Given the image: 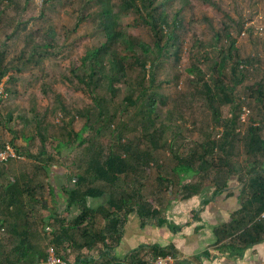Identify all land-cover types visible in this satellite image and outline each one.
<instances>
[{
    "label": "trees",
    "instance_id": "trees-1",
    "mask_svg": "<svg viewBox=\"0 0 264 264\" xmlns=\"http://www.w3.org/2000/svg\"><path fill=\"white\" fill-rule=\"evenodd\" d=\"M26 1L30 3L32 0ZM55 1L59 0H43L42 4L45 8L52 7ZM89 1L86 0V3ZM95 1L99 12L96 14L98 20L96 33L92 38L95 40L94 45L87 44L85 53L71 63L63 76L75 89L89 96L94 106L73 115L64 104L61 103L60 106L61 112L69 117V120L65 123L63 139L56 145V149L59 151L70 146L84 148L85 156L81 159L83 162V166L80 167L81 173L72 177L74 187L61 189L67 196V208L64 213L56 216L57 225L52 227L50 240L58 256L67 262V257L63 255L62 250H58V245L62 246L60 248H63L64 252L68 248L67 244L72 249L91 250L100 243L108 250H112L120 239L117 226L123 213L137 211L146 218L160 216L164 200L157 199L158 201L154 202L145 196L146 181L131 182L132 192L123 191L120 200H114L112 197L118 189L119 182L122 183V187L128 177L140 176V173L153 166V162L158 163L157 155L161 150L169 151L176 161L169 177L160 176L163 181L170 182L168 188L175 184L176 178L180 183L191 181L195 176L202 173L207 176L210 170H213L217 173L214 184L222 189L233 175H238L244 170L242 180L245 187L241 196L243 206L234 222L225 227L224 238L229 239V244L236 243V246L242 249L264 240V220L261 218L264 213V118H252L243 139L239 138L237 133L238 126L243 122L244 106V98L239 97L238 88L261 69L264 58L259 53L242 57L237 47V39L227 26L216 31L214 39L209 43L199 39L193 42L189 53L191 54L194 49L197 52H193L191 58L199 62L203 59L208 67L203 69L191 63L190 67L186 68L192 86L190 93L192 102L196 100L203 102L215 123L213 130L221 121L224 107L230 108V115L225 120V128L218 139L213 137L212 130L202 131L203 136L195 141L194 147L185 148L181 143L183 125L182 127L179 125L181 120H185L182 108L177 106L164 114V111H160L159 103L162 98L164 99V83L171 82L169 79H161L160 70L164 67L166 58L171 55H174L176 62L181 58L183 43L180 30L183 27L182 16L190 5L189 0H121L118 12L113 6V0ZM201 1L214 9H219L213 0ZM164 7L175 9L173 19ZM130 14H135L137 20L151 30L153 35L151 42L137 38L127 29L121 28V20ZM92 17L94 15L79 17L73 31L68 32V36L77 33ZM247 32L253 35L251 30L246 32L240 30V33ZM55 35L56 32H50L39 45L31 44L28 53L25 54L29 57L23 59L29 64L39 65L48 55H57L55 51L49 49L60 47ZM262 47L264 49V43ZM209 48L214 53L209 52ZM4 49L0 48V84L11 71V67L6 64ZM203 50L205 54L200 56ZM9 80L13 81L14 77H9ZM258 81L246 86L245 93L260 107H264V78ZM5 88L7 93H11L8 87ZM56 96L60 99L62 95L57 92ZM77 116L84 119V124L78 131L74 127ZM41 128L43 129L40 125ZM40 138L41 152L46 153V137L40 133ZM239 143L244 144L249 157V162L243 165L236 164L233 158ZM106 144L108 152L105 151ZM52 160L53 158L49 156L44 167L48 168ZM20 181L21 179L16 178L13 182L7 183L0 196V210L4 212L0 215V228L9 226L11 236L7 241L0 239V264H39L47 258V247L31 243L33 237L37 238V234H33L35 228L29 221V216L26 221L21 218L18 206V204L24 206L25 195H29L32 201L41 206H44L43 199L35 197L34 189L25 190ZM27 183L25 181V184ZM201 186L200 182L185 183L184 196L199 193ZM55 191L56 189L51 188L52 194ZM107 193L110 195L109 202L100 209L90 208L89 198L101 197ZM73 210L77 213L71 218ZM9 212L13 214V220L8 219ZM97 213L103 215L106 222L104 227H94L93 220ZM109 233H113L111 236L113 239L107 243ZM26 251L28 254H25ZM165 255L167 253L164 250L155 248L154 258ZM90 258L81 256L76 262L114 264V258L111 259L107 253L101 262ZM132 260L140 264H151L140 254L132 256Z\"/></svg>",
    "mask_w": 264,
    "mask_h": 264
},
{
    "label": "rangeland",
    "instance_id": "rangeland-1",
    "mask_svg": "<svg viewBox=\"0 0 264 264\" xmlns=\"http://www.w3.org/2000/svg\"><path fill=\"white\" fill-rule=\"evenodd\" d=\"M213 1L219 6V9H214L201 0H189L190 5L182 16L183 27L180 30L183 43L181 58L176 62L174 55H171L166 58L164 67L160 70L162 80H171L170 83H164V99L160 100V111H164L165 114L167 111L173 110L174 107L182 108L185 120H181L179 125L181 127L183 125L184 138L182 137L181 143L185 148L194 147L195 141L202 138V131L212 130L213 137L218 139L225 128L224 122L230 115V108L224 107L221 121L216 124L213 130L215 123L203 102L200 100L192 102L193 98L190 96L192 86L186 68L190 67L191 63H195L203 69L208 67L203 59L199 62L191 58L193 52H197L194 49L191 54L189 53L193 42L199 39L204 43H209L214 39L216 31L227 26L237 39V47L240 49L242 57L259 53L264 58V49H262L264 43V0ZM42 3L43 0H32L30 3H27L26 0H14V2L0 0V46L5 48L6 64L11 67L9 75L0 84V97L2 98H0V196L3 194L4 186L16 178L21 179V186L25 190H35V197L43 199L44 206L32 201L29 195H25L24 206L18 204L19 212L25 221L29 216V221L37 230L39 227L41 229L42 226L44 228L46 226L44 242H47L46 247H49L52 244L50 243L52 236L48 234L47 227L57 225L56 216L64 213L67 206V196L61 189L74 187L72 177L81 173L80 167L83 166L81 159L85 156L84 148L70 146L63 147L59 151L56 149V145L63 139L65 123L69 120V117L64 116V113L61 112L60 106L61 103L64 104L72 112V115L78 111L92 109L94 106L89 96L75 89L67 80H64L63 76L69 70L71 63H74L85 53L86 45H94L95 40L92 38L96 33L98 23L96 14L99 9L95 0H90L88 3L86 0H59L53 3L54 6H46V8ZM120 3L121 0H113V6L117 12ZM164 9L167 8L164 7ZM167 13L173 19L176 12L174 8H169ZM88 15H94V17L86 21L77 33L68 36V32L73 31L77 19ZM120 25L121 28L127 29L131 35L137 38L150 42L153 39L151 30L139 22L135 14L124 16ZM240 30L244 32L251 30L253 35L248 32L240 33ZM50 32L57 34L55 38L60 47L49 48L57 55H48L39 65L26 62L23 57H29L25 54L28 53L31 44L39 45L45 37L50 35ZM209 52L214 53L210 48ZM202 54H205L204 50L200 52V56ZM17 68L21 70L18 71ZM11 76L14 77L13 81L9 80ZM262 78H264V59L261 69L238 88L239 97L244 98L242 116L248 112L245 120L238 126L237 133L241 139L245 137L252 118H264V107H260L253 98L245 93L246 86L253 85ZM5 87H8L11 93H7ZM55 92L62 95L60 99ZM83 124L84 119L77 116L74 122L75 130H80ZM40 125L44 130L40 129ZM40 133L47 140L46 153L41 152ZM107 145H104L106 152H108ZM6 150H8L7 153H4ZM245 150L243 143L237 145L233 157L236 164L243 165L249 162ZM1 153H4V156H1ZM170 155L169 151L161 150V153L157 155L158 163L153 162V166L148 170L146 167L147 171L140 173V176L128 177L123 187L119 182L118 189L112 199L120 200L119 197L123 191L131 193L130 184L136 180L146 181V197L154 202L164 200V204L170 197L186 193L183 189L185 183L200 182L201 187L210 183L214 184L217 173L210 170L209 175L206 176L202 173V175L192 178L191 181L179 183L176 178L175 184L168 188V182L160 179V176H170L171 168L176 163ZM49 156L53 160L50 161L48 168H45ZM244 173L245 171L241 170L238 174L241 179ZM25 181L28 183L25 184ZM51 188L56 189L54 194H52ZM170 189H172V194L169 193ZM108 195L109 193L103 197L89 198V203L92 205L103 203ZM12 212L15 214V211L12 210ZM3 213L0 210V215ZM76 213L77 211L73 210L72 217ZM13 214L9 212V220L14 219ZM93 224L95 228L103 226L100 215L97 216ZM10 237L9 226L0 228L1 240L7 241Z\"/></svg>",
    "mask_w": 264,
    "mask_h": 264
},
{
    "label": "crops",
    "instance_id": "crops-1",
    "mask_svg": "<svg viewBox=\"0 0 264 264\" xmlns=\"http://www.w3.org/2000/svg\"><path fill=\"white\" fill-rule=\"evenodd\" d=\"M244 187L240 176L233 175L222 189L210 183L203 186L197 194L184 196L185 194L179 193L170 197L161 206L158 217L146 218L137 211L123 213L117 226L120 239L112 250L100 243L91 250L72 249L69 244L65 252L59 245L58 250L63 251L68 264H75L81 256H90V259L101 262L105 253L111 259L114 258V264H140L132 260L135 254H140L142 258L152 262L155 259V248L173 255L174 264H264V240L242 249L236 243L229 244V239L224 238L225 227L234 222L237 213L242 209L241 196ZM105 198L106 201L98 205H92L88 199V205L92 209H100L110 199L109 195ZM98 215L101 216L104 227L106 222L100 213L95 214L93 222ZM263 215L264 213L261 218L264 220ZM47 230L52 236L51 225ZM44 231L46 226L33 229L37 238L33 237L31 242L46 248ZM109 234L107 243L112 240L113 233Z\"/></svg>",
    "mask_w": 264,
    "mask_h": 264
},
{
    "label": "built area",
    "instance_id": "built-area-1",
    "mask_svg": "<svg viewBox=\"0 0 264 264\" xmlns=\"http://www.w3.org/2000/svg\"><path fill=\"white\" fill-rule=\"evenodd\" d=\"M247 114L248 112H246L242 116L243 121L245 120ZM7 151L8 150H6L4 153H7ZM4 153H1V156H4ZM174 263H175V259L171 254H167L165 256H159L151 262V264H174ZM39 264H68V263L60 256H58L56 248L54 246H49V248L47 249V258L41 261Z\"/></svg>",
    "mask_w": 264,
    "mask_h": 264
},
{
    "label": "bare ground",
    "instance_id": "bare-ground-1",
    "mask_svg": "<svg viewBox=\"0 0 264 264\" xmlns=\"http://www.w3.org/2000/svg\"><path fill=\"white\" fill-rule=\"evenodd\" d=\"M146 65V64H145ZM180 86V85H179ZM114 90V89H113ZM115 94V93H114ZM110 95V94H109ZM113 95V94H112ZM111 97V96H110ZM162 100V99H161ZM169 101V100H168ZM157 102V101H156ZM165 102V101H164ZM184 105V104H183ZM112 108V107H111ZM114 110V109H113ZM147 110V109H146ZM186 110V109H185ZM150 112V111H149ZM151 113V112H150ZM132 115V114H131ZM146 116V115H145ZM154 116V115H153ZM180 116V115H179ZM200 117V116H199ZM250 119H251V117H250ZM238 120V119H237ZM247 120V119H246ZM192 122V121H191ZM242 123V122H241ZM108 124V123H107ZM219 128V127H218ZM164 132V131H163ZM160 133V132H159ZM240 134V133H239ZM114 138V137H113ZM162 139V138H161ZM116 140V139H115ZM163 141V140H162ZM191 146V145H190ZM187 148V147H186ZM140 150V149H139ZM184 150V149H183ZM147 153V152H146ZM118 155V154H117ZM135 155V154H134ZM171 156V155H170ZM127 157V156H126ZM185 160V159H184ZM247 160V159H246ZM171 161V160H170ZM240 161V160H239ZM181 162V161H180ZM47 165V164H46ZM122 165V164H121ZM172 165V164H171ZM181 165V164H180ZM184 166V165H183ZM83 168V167H82ZM171 168V167H170ZM182 168V167H181ZM190 168V167H189ZM178 169V168H177ZM236 169V168H235ZM234 169V170H235ZM185 169L183 168V171H184ZM191 170V169H190ZM228 170V169H227ZM178 171V170H177ZM187 172V171H186ZM204 172V171H203ZM216 177V176H215ZM218 177V176H217ZM161 179V178H160ZM215 179H217V178H215ZM161 182V181H160ZM168 183H170V182H168ZM180 183V182H179ZM32 185V184H31ZM227 186V185H226ZM123 187V186H122ZM44 189V188H43ZM30 190V189H29ZM130 191V190H129ZM217 192V191H216ZM260 192V191H259ZM66 194V193H65ZM93 194V193H92ZM135 197V196H134ZM138 197H140V196H138ZM31 198V197H30ZM32 199V198H31ZM251 199V198H250ZM252 200H256V199H252ZM150 202V201H149ZM148 202V203H149ZM255 202V201H254ZM135 204V203H134ZM126 208V207H125ZM119 209V208H118ZM21 211V210H20ZM38 211V210H37ZM87 211V210H86ZM114 212V211H113ZM262 212V211H261ZM25 215V214H24ZM66 215V214H65ZM257 215V214H256ZM114 216V215H113ZM123 217V216H122ZM18 218V217H17ZM78 218H80V217H78ZM106 218V217H105ZM21 219V218H20ZM118 219V218H117ZM62 220H63V218H62ZM79 220V219H78ZM81 220V219H80ZM4 222V221H3ZM19 223V222H18ZM22 222H20V224H21ZM25 224V223H24ZM65 224V223H64ZM70 224V223H69ZM81 224V223H80ZM76 225V224H75ZM21 226V225H20ZM31 226V225H30ZM69 226V225H68ZM18 228V227H17ZM8 230V229H7ZM29 230V229H28ZM88 230V229H87ZM13 231V230H12ZM18 232V231H17ZM56 232V231H55ZM22 233V232H21ZM86 233H88V232H86ZM20 234V233H19ZM91 234V233H90ZM93 234V233H92ZM121 235V234H120ZM26 236V235H25ZM100 237H102V236H100ZM104 238V237H103ZM113 239V238H112ZM21 240V239H20ZM22 240H23V238H22ZM38 240V239H37ZM116 240V239H115ZM114 240V241H115ZM118 240V239H117ZM219 240V239H218ZM40 241V240H39ZM61 241V240H60ZM70 241V240H69ZM96 241H98V240H96ZM11 242V241H10ZM28 242V241H27ZM12 243V242H11ZM32 243V242H31ZM31 243H29V247H30V244ZM76 243V242H75ZM113 243V242H112ZM242 243V242H241ZM94 244V243H93ZM239 245V244H238ZM22 246V245H21ZM73 246V245H72ZM101 246V245H100ZM14 247V246H13ZM77 248V247H76ZM91 248V247H90ZM21 249H22V247H21ZM41 250H42V248H41ZM15 251V250H14ZM33 251V250H32ZM27 252V251H26ZM24 253V252H23ZM67 253V252H66ZM25 254H28V252L27 253H25ZM24 255V254H23ZM39 257H41L40 255H39ZM43 257V256H42ZM35 258V257H34ZM21 259V258H20ZM19 259V260H20ZM72 259V258H71ZM30 261V260H29ZM119 261V260H118ZM196 261V260H195ZM33 262V261H32ZM77 263V262H76ZM119 263V262H118ZM78 264V263H77Z\"/></svg>",
    "mask_w": 264,
    "mask_h": 264
},
{
    "label": "water",
    "instance_id": "water-1",
    "mask_svg": "<svg viewBox=\"0 0 264 264\" xmlns=\"http://www.w3.org/2000/svg\"><path fill=\"white\" fill-rule=\"evenodd\" d=\"M170 194H172V189H170ZM118 264H121V263H118Z\"/></svg>",
    "mask_w": 264,
    "mask_h": 264
}]
</instances>
